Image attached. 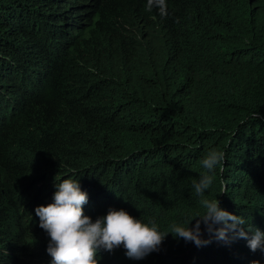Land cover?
Segmentation results:
<instances>
[{
    "label": "trees",
    "instance_id": "1",
    "mask_svg": "<svg viewBox=\"0 0 264 264\" xmlns=\"http://www.w3.org/2000/svg\"><path fill=\"white\" fill-rule=\"evenodd\" d=\"M166 3L161 17L147 0H0V264H52L38 203L26 212L39 178L79 180L93 220L124 209L168 232L203 214L193 181L211 150L225 157L205 198L264 231V0ZM203 238L97 259L264 264L244 239Z\"/></svg>",
    "mask_w": 264,
    "mask_h": 264
},
{
    "label": "clouds",
    "instance_id": "2",
    "mask_svg": "<svg viewBox=\"0 0 264 264\" xmlns=\"http://www.w3.org/2000/svg\"><path fill=\"white\" fill-rule=\"evenodd\" d=\"M154 7L159 10L161 17H167L166 0H147V10L152 11ZM224 157L222 151H208L201 161L205 171L198 181H193L195 193L201 197L203 214L194 216L187 226L171 225L168 232H161L154 220L145 222L124 209L110 208L106 215L93 220L85 214L84 205L89 198L79 180L56 179L54 202L35 208L39 227L50 237L47 253L52 257V264H99L97 256L101 249L111 252L121 246L130 258L141 259L158 251L169 233L176 239L202 247L212 242L203 238L205 229L218 241L231 243L236 239H244L251 251L264 253V231L251 226L245 229L246 221L241 215L223 209L218 199L205 198V191L213 183L210 173L215 172ZM193 220L196 221L194 227L190 226ZM253 264L260 262L253 261Z\"/></svg>",
    "mask_w": 264,
    "mask_h": 264
},
{
    "label": "rangeland",
    "instance_id": "3",
    "mask_svg": "<svg viewBox=\"0 0 264 264\" xmlns=\"http://www.w3.org/2000/svg\"><path fill=\"white\" fill-rule=\"evenodd\" d=\"M32 166H35V164L30 165L29 170L32 172L31 175L34 176L35 168H33ZM37 173L38 172H36V174ZM39 181H41V182L38 183L39 187L41 188L40 192H43L42 190H44L46 193L44 192V194L42 195V198L40 199V201L39 202L35 201L32 204V207H31V203L34 200V196H36V195L38 196L39 194L36 192V195H33L30 199L26 200V202H25V204L27 205L26 212H30L31 210H33L37 203H38L37 204V207H38V206H41V205H45L46 206V205L54 202L53 201V196L55 194L54 190L50 189L48 192L45 190V189H47L49 187L48 185H46L47 184L46 176L44 178H42V179L39 178ZM118 200H121L118 203L119 207H123L124 208L125 197H120ZM122 201H124V202H122ZM34 213H35V210H34L32 216L37 217L36 214L34 215ZM38 220H39V217H38ZM106 259H109V257L106 258ZM226 262H229V260L226 259ZM42 263L43 262H36V264H42Z\"/></svg>",
    "mask_w": 264,
    "mask_h": 264
}]
</instances>
